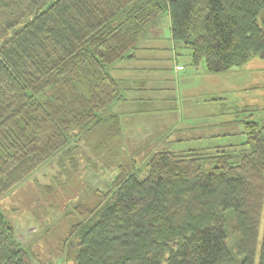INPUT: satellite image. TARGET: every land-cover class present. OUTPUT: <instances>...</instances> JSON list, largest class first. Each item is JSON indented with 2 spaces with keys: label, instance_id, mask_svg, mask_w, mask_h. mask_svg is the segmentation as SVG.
Listing matches in <instances>:
<instances>
[{
  "label": "trees",
  "instance_id": "trees-1",
  "mask_svg": "<svg viewBox=\"0 0 264 264\" xmlns=\"http://www.w3.org/2000/svg\"><path fill=\"white\" fill-rule=\"evenodd\" d=\"M164 12L210 72L264 58V0H0V198L58 153L66 175L106 158L118 173L74 206L63 239L72 264H264V124L243 120L237 147L154 150L139 163L123 149L109 68ZM0 264H48L1 205Z\"/></svg>",
  "mask_w": 264,
  "mask_h": 264
},
{
  "label": "rangeland",
  "instance_id": "rangeland-1",
  "mask_svg": "<svg viewBox=\"0 0 264 264\" xmlns=\"http://www.w3.org/2000/svg\"><path fill=\"white\" fill-rule=\"evenodd\" d=\"M169 26V17L164 12L147 31L157 36L144 37L134 50L138 55L133 53V57L122 59L126 75L133 78L140 75L145 82L157 86L152 90H135L152 97L144 106L146 109L137 114L162 117L175 124L170 130L154 131L144 139L147 143L139 151L130 150L137 155L138 163L145 158L150 143H157L155 150L175 152L237 147L246 140L243 120L264 124V58L254 57L228 71L210 72L204 58L194 63L190 49L171 38ZM141 42L149 46L145 50L139 48ZM132 58L140 64L135 69L130 62ZM123 61L114 62L110 74L118 75L123 70L119 68ZM135 106L143 105L136 100ZM58 155L39 165L2 196L0 205L22 247L37 252L40 260L48 264H72L61 249L69 225L79 218L74 206L106 191L118 169L105 165L106 158H98L97 162L93 157L94 165L80 162L76 172L66 175L54 162ZM203 164L210 167L214 161L209 159ZM229 213L227 209L228 217ZM227 241L231 247V238Z\"/></svg>",
  "mask_w": 264,
  "mask_h": 264
},
{
  "label": "crops",
  "instance_id": "crops-1",
  "mask_svg": "<svg viewBox=\"0 0 264 264\" xmlns=\"http://www.w3.org/2000/svg\"><path fill=\"white\" fill-rule=\"evenodd\" d=\"M153 33L146 34V37H155L156 34L153 35ZM142 45L139 46V48H143L144 50L147 48L146 43L141 42ZM151 45V44H150ZM138 55L137 52H134V56ZM132 58L130 60L133 68H137L140 64L135 62ZM123 61V60H121ZM178 67V66H177ZM119 68L123 69L120 72H117L118 75H112L114 78L118 79V81L121 84L122 88V95L123 97L120 100H117L113 103L111 110L116 112L119 115L120 123H121V130H122V146L123 149L129 152V154L133 157H136V154H133L130 150L139 151V149L142 147V145L147 143V141H144L145 138H148L150 135L153 134L154 131L157 130H170L173 127H175V124L171 123L170 121H167L165 118H146L144 116H141L140 114H137L138 111H143L144 106L151 102V96L150 95H143L141 91L144 89H155L157 86L153 82H145L144 78H139L140 75L137 76V78H133L132 76L129 77L126 75V66L125 62L119 64ZM131 69V68H127ZM141 90L136 91L135 90ZM147 91V90H145ZM150 92V91H149ZM136 100H139L140 103L143 106L137 107L135 106ZM178 129L179 124L176 126ZM189 128V127H187ZM195 128V127H194ZM150 143V140H149ZM149 149L147 150L148 153L145 155V158L149 153L154 151L156 149V144L150 143ZM152 146V147H151Z\"/></svg>",
  "mask_w": 264,
  "mask_h": 264
}]
</instances>
